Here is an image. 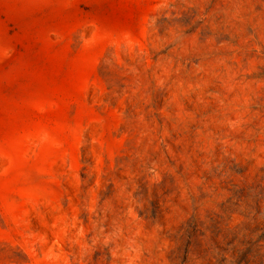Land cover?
<instances>
[{"label": "rangeland", "instance_id": "1", "mask_svg": "<svg viewBox=\"0 0 264 264\" xmlns=\"http://www.w3.org/2000/svg\"><path fill=\"white\" fill-rule=\"evenodd\" d=\"M0 264H264V0H0Z\"/></svg>", "mask_w": 264, "mask_h": 264}]
</instances>
